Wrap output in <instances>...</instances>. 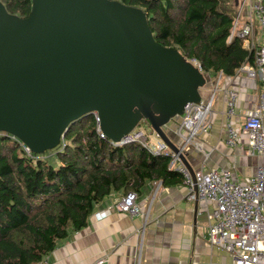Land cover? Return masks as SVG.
<instances>
[{"label":"water","instance_id":"95a60500","mask_svg":"<svg viewBox=\"0 0 264 264\" xmlns=\"http://www.w3.org/2000/svg\"><path fill=\"white\" fill-rule=\"evenodd\" d=\"M210 75L156 41L147 13L119 0H32L21 17L0 0V132L33 152L56 148L72 123L97 113L120 141L147 120L195 169L168 126L199 103Z\"/></svg>","mask_w":264,"mask_h":264},{"label":"trees","instance_id":"16d2710c","mask_svg":"<svg viewBox=\"0 0 264 264\" xmlns=\"http://www.w3.org/2000/svg\"><path fill=\"white\" fill-rule=\"evenodd\" d=\"M27 17L32 0H1ZM141 7L157 42L196 60L204 73L234 77L255 51L229 39L237 0H119ZM149 122V121H148ZM150 124V123H149ZM171 158L139 142L115 146L97 130L94 114L70 125L60 144L28 154L17 139L0 135V264H37L72 233L88 225L112 193L139 194L154 182L185 183Z\"/></svg>","mask_w":264,"mask_h":264},{"label":"crops","instance_id":"0c3cea01","mask_svg":"<svg viewBox=\"0 0 264 264\" xmlns=\"http://www.w3.org/2000/svg\"><path fill=\"white\" fill-rule=\"evenodd\" d=\"M244 0H237L241 6ZM248 3L244 14L248 13ZM203 90V98L210 95L218 76H210ZM238 94L237 115L232 119L242 128L258 105L261 85L256 79L238 72L234 77L222 76L213 106L212 126L201 134L199 147L191 145L185 153L194 169L234 167V177L250 180L260 157L249 154L247 136L240 144L230 147L226 133V89ZM177 122V123H176ZM168 126L173 139L180 143L176 133L178 121ZM160 182V181H159ZM186 183L165 186L151 183L139 194L137 202L148 217L131 216L116 209L123 193H112L99 203L90 215L88 225L62 240L47 257L50 264H234L232 256L211 246L208 240L209 204L188 197Z\"/></svg>","mask_w":264,"mask_h":264},{"label":"built area","instance_id":"2783aa9c","mask_svg":"<svg viewBox=\"0 0 264 264\" xmlns=\"http://www.w3.org/2000/svg\"><path fill=\"white\" fill-rule=\"evenodd\" d=\"M248 3V13L244 8ZM237 17L231 28L229 39H242L244 47L255 51L254 63L243 64L238 72L256 79L261 85L257 107L246 117L242 128H238L232 119L237 115L238 94L234 89L227 88L226 100V133L225 140L230 147L240 144L242 135L247 136L249 154L260 157L263 162L257 166L256 173L248 181L234 177V167L195 169L193 177L189 168L182 161L180 154L172 150L156 133L147 134L144 130L135 129L120 141H111L115 146L129 142H139L150 152L162 154L171 158L169 168L181 172L188 185V197L209 204L206 211L208 218V240L211 246L228 252L234 264H264V0H244L238 6ZM197 66H201L193 60ZM202 70V69H201ZM219 73L217 83L210 95L199 103L189 102L184 107V114L178 123L176 133L180 138L178 147L181 152L196 145L198 137L207 133L212 126L213 106L219 89ZM97 130L102 137L105 134L100 128V117L94 113ZM17 139L26 152L32 155V150L20 139ZM62 138L61 142L63 141ZM160 186L161 182H155ZM138 193L130 190L123 194L115 206L121 212L131 216L143 215L138 202ZM105 260H101L103 264ZM37 264H50L48 258Z\"/></svg>","mask_w":264,"mask_h":264},{"label":"rangeland","instance_id":"374dc122","mask_svg":"<svg viewBox=\"0 0 264 264\" xmlns=\"http://www.w3.org/2000/svg\"><path fill=\"white\" fill-rule=\"evenodd\" d=\"M239 7H238V11H239ZM179 122V121H178ZM172 123H174V124H176L175 123V121L174 122H172ZM137 130L139 131V130H144L147 134H151V135H153L152 134V132H153V130L151 129V126H150V124H149V122L147 121V120H143L139 125H138V127H137Z\"/></svg>","mask_w":264,"mask_h":264},{"label":"flooded vegetation","instance_id":"af4514ba","mask_svg":"<svg viewBox=\"0 0 264 264\" xmlns=\"http://www.w3.org/2000/svg\"><path fill=\"white\" fill-rule=\"evenodd\" d=\"M180 119H181V116H180L179 118H177L176 121H180ZM176 121H175V122H176Z\"/></svg>","mask_w":264,"mask_h":264}]
</instances>
